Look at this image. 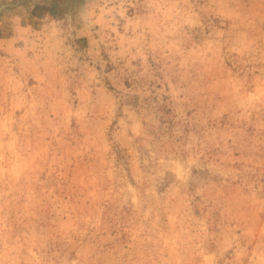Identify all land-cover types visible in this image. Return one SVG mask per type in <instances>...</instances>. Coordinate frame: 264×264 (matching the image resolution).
Instances as JSON below:
<instances>
[{
  "label": "rangeland",
  "instance_id": "obj_1",
  "mask_svg": "<svg viewBox=\"0 0 264 264\" xmlns=\"http://www.w3.org/2000/svg\"><path fill=\"white\" fill-rule=\"evenodd\" d=\"M6 3L0 264H264V0Z\"/></svg>",
  "mask_w": 264,
  "mask_h": 264
},
{
  "label": "water",
  "instance_id": "obj_2",
  "mask_svg": "<svg viewBox=\"0 0 264 264\" xmlns=\"http://www.w3.org/2000/svg\"><path fill=\"white\" fill-rule=\"evenodd\" d=\"M10 5L9 3L4 4L3 6L0 7V12L2 11V9H4L6 6Z\"/></svg>",
  "mask_w": 264,
  "mask_h": 264
},
{
  "label": "bare ground",
  "instance_id": "obj_3",
  "mask_svg": "<svg viewBox=\"0 0 264 264\" xmlns=\"http://www.w3.org/2000/svg\"><path fill=\"white\" fill-rule=\"evenodd\" d=\"M69 8H70V6H69ZM69 10V9H68ZM71 10V9H70ZM72 12V11H71Z\"/></svg>",
  "mask_w": 264,
  "mask_h": 264
}]
</instances>
